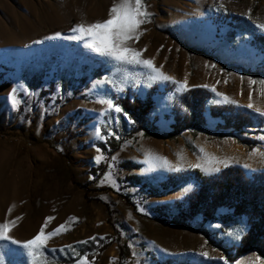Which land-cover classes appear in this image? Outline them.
I'll use <instances>...</instances> for the list:
<instances>
[{"label":"rangeland","instance_id":"obj_1","mask_svg":"<svg viewBox=\"0 0 264 264\" xmlns=\"http://www.w3.org/2000/svg\"><path fill=\"white\" fill-rule=\"evenodd\" d=\"M119 2L0 0V129L20 132V138L0 137V224L15 221L9 236L23 243L39 233L47 217H54L45 233L60 225L65 228L46 242L47 248L110 236L127 245L126 264H154L179 254L195 260L204 257L201 252L208 254L204 258L224 260V254L199 233L157 220L153 211L157 205L168 204L165 215L174 217L172 203L191 191L193 182L149 197L162 178L148 181L147 177L189 168L209 175L227 166H239L247 173L264 171V141L258 140L248 150L234 137L211 131L184 132L173 140L142 134L127 137L119 129L120 118L112 120L114 129L108 124L118 113L99 116L107 105L98 101L112 100V95L124 97L126 89L143 99L153 85L167 88L169 93L154 98L152 119L169 110L170 98L184 92L177 88L186 82L187 89L204 87L213 92L217 103L247 109L251 92L253 108L249 110L264 111V85L258 83L264 76L253 74L264 66V53L250 34L233 30L230 23V18L245 19L254 34L264 35L257 27L264 25V0H144L150 15L137 30L139 39L125 46L141 52V60H152L176 83L153 79L155 73L141 65L106 58L110 72L100 79L83 84L76 76L56 80L54 87L46 79L33 90L25 85L21 66L42 43L62 39L97 55L84 47V41L69 39L75 35L71 29L108 19L109 9ZM56 33L61 36L48 39ZM249 80L257 83L249 85ZM14 88L15 106L8 99ZM124 120L130 124L125 116ZM157 125L167 131L163 120ZM50 142L60 144V152ZM100 143L106 145L105 153ZM97 156L102 157L99 162ZM133 177L146 180L135 185ZM220 225V221L207 222L204 228L228 248L237 245L244 222L227 230ZM258 257L250 252L233 264H264ZM97 264H122L117 242L101 254Z\"/></svg>","mask_w":264,"mask_h":264},{"label":"trees","instance_id":"obj_2","mask_svg":"<svg viewBox=\"0 0 264 264\" xmlns=\"http://www.w3.org/2000/svg\"><path fill=\"white\" fill-rule=\"evenodd\" d=\"M230 23L233 30L250 34L254 45L264 53V35L254 34L245 19L230 18ZM228 37L233 38L234 33H229ZM64 53H67L65 58ZM109 72L110 63L106 57L88 53L79 44L60 39L40 44L38 52L22 64L20 77L25 85L33 90L41 86L46 79L51 87H54L56 80L65 82L67 78L76 76L85 84L100 79ZM253 74L264 76V66L256 69ZM167 93V88L161 90L158 85H153L143 99L129 89L124 91V97L112 95L114 104L119 105L132 121L127 124L123 113L119 114V129L127 137L142 134L145 137L155 136L170 140L178 138L184 132L196 134L211 131L220 136L234 137L238 144L248 150L259 144L256 137L264 135V116L245 107L217 103L214 93L204 87L189 88L182 93H176L170 98L169 110L162 116L151 119V113L155 110L154 98ZM112 120L108 124L114 129ZM159 120L168 123L167 131L160 130L157 125ZM210 121L213 122L212 127H209ZM0 137L20 138V132L16 129H0ZM50 144L60 152V144ZM112 145L114 147V144ZM98 146L105 153L106 145L100 143ZM156 178H162V181L152 187L149 197L168 192L188 182L194 184L191 191L172 203L176 210L174 217L165 215L170 205L154 207L157 220L163 219L174 226L199 233L208 245L222 252L225 259L198 257L191 260L179 254L154 264H233L250 252L264 259V171L247 173L239 166H227L205 175L197 168H189L176 172H154L147 180ZM133 179L135 185L146 180L140 177ZM220 211H225V214L220 215ZM214 221H220L221 230L244 222L245 230L237 245L228 248L224 240L211 238L212 234L204 228V224ZM93 238L85 241L86 243L69 245L71 247L45 248L63 249V252L55 255L48 253L56 264H74L80 257L86 258L88 264H97L101 254L117 242L121 263L126 264L129 261L128 247L125 243H120V239L110 236ZM0 256L3 257V264H29L25 250L8 241H0ZM36 259L37 264H40L43 257L38 254Z\"/></svg>","mask_w":264,"mask_h":264},{"label":"snow or ice","instance_id":"obj_3","mask_svg":"<svg viewBox=\"0 0 264 264\" xmlns=\"http://www.w3.org/2000/svg\"><path fill=\"white\" fill-rule=\"evenodd\" d=\"M120 0L119 3H114L113 6L109 9L108 19L103 21H96L90 24H76L72 29V33L74 36L69 37V39H76L84 41V47L90 49L92 52L96 53L101 57H106L109 60H113L120 63H129V64H138L141 65L153 73L155 76L153 79H159L163 81H172L176 83L173 78L163 74L159 68L153 65L152 60H141V52L127 47L126 42L129 40H138L141 33L137 30L140 25L147 22V17L150 15L144 7V0ZM257 27L264 30V25H257ZM60 33H56L55 37H48V39H54L60 37ZM36 43H40V41H36ZM212 67H215L213 65ZM243 79V77L241 78ZM227 81H225L226 83ZM257 81L249 80V85L256 84ZM261 85H264V81L258 82ZM207 87V86H205ZM187 90L186 82L184 84H180L177 88V91ZM215 91V89H213ZM16 89L14 88L11 93H9L8 99L12 102L13 106H15L18 101L15 96ZM217 95H221L217 93ZM264 95V92L261 93ZM225 101H228V97H224ZM252 93H249V104L247 107L249 109L253 108V104L251 103ZM101 104L107 105L106 111H101L99 113L100 117H104L109 112L114 111L115 113L123 115L131 121V118L127 115V113L123 112V109L114 104L111 99H102L98 101ZM230 102V101H228ZM260 116H264V111L260 109H256ZM118 121L119 117L112 118ZM96 134L99 137L101 135V129L99 127L96 128ZM108 135H113V133L109 132ZM260 141H264V135H260L256 137ZM99 151V149L97 150ZM102 157L97 156V162L100 161ZM114 159V158H113ZM108 177H105L107 179ZM54 217H47L45 219L44 224L41 226L39 233L30 240H27L23 243L16 239H11L9 236V232L12 227L15 226V221L5 222L0 224V241H8L11 244H15L18 247H22L27 256L29 257V264H37V256L38 254L43 257V260L40 261V264H56L54 259H51L48 255L51 252L55 255L58 252H63V249L60 250H48L45 248L46 242L52 237L59 235L61 231L65 228L64 225H60L56 227L54 230L45 233V228L48 223L53 220ZM239 239V236L236 237ZM94 239V238H93ZM86 243V242H82ZM71 247V246H68ZM201 256L207 257L206 252H201ZM259 259V257L257 258ZM0 264H3V257L0 256ZM77 264H87L86 258L81 257L77 260Z\"/></svg>","mask_w":264,"mask_h":264}]
</instances>
